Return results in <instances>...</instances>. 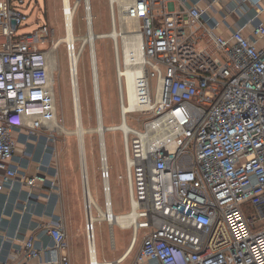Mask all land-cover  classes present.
<instances>
[{"label": "built area", "instance_id": "built-area-1", "mask_svg": "<svg viewBox=\"0 0 264 264\" xmlns=\"http://www.w3.org/2000/svg\"><path fill=\"white\" fill-rule=\"evenodd\" d=\"M67 3L69 9L62 0L60 20L72 21L63 24V43L77 121L78 66L88 44L82 36L68 38V32L75 31L81 4L91 24L92 1ZM124 11L140 22L144 53L137 77L141 104L122 113L142 124L124 130L125 174L119 175L126 179L135 216L119 220L113 210L107 154L101 153L100 166L104 207L88 201V169L82 165L90 264H101L95 262L99 221L132 229L130 247L145 230L133 264H264V0H128ZM28 22L29 14L13 0H0V192L15 182L35 187L50 173L60 200L61 170L52 148L59 122L49 116L60 62L48 44L52 39L54 48L62 37L48 23L20 32ZM87 49L98 119L103 110L97 107V53ZM119 63L118 57L117 73ZM118 78L121 109L128 102ZM16 130L24 132L26 144L46 134L39 171L32 176L13 163ZM24 153L21 160L31 157ZM41 227L51 244L38 246L31 236L0 257V264H72L62 218Z\"/></svg>", "mask_w": 264, "mask_h": 264}, {"label": "rangeland", "instance_id": "rangeland-1", "mask_svg": "<svg viewBox=\"0 0 264 264\" xmlns=\"http://www.w3.org/2000/svg\"><path fill=\"white\" fill-rule=\"evenodd\" d=\"M91 1L93 15L92 29L94 32L110 33L115 25L120 33L117 36V42L116 39L114 40L113 37L109 36L96 39L103 122L106 126L119 125L122 121V114L120 109V85L117 66L118 57L120 63H122L123 60V37L121 34L123 30H130L137 27L140 22L135 19L126 18L124 11L126 0H115V2L112 0ZM13 4L29 14V22L20 28V32L32 31L39 25L48 23L51 28L56 29V35L60 37L64 36V26L60 20L62 0H26L24 3H20L19 0H13ZM112 10H114L115 13V24L113 23L114 17ZM84 16L85 6L84 4H81L78 8L74 32L78 37H84L89 29V25ZM52 42L51 39L48 44L49 50H52ZM116 44L118 45V53H116L117 49H115ZM87 48L88 45H86V51L81 56L78 66L81 100L80 110L83 126L86 128H95L98 124V119L95 113V104L92 95L91 65ZM65 50V43L57 49H54V53L59 56L60 62L59 75L55 71L56 120L63 128H56V131L54 132L56 142L52 143V148H54L57 153L58 162L63 164V179H61V182L63 183L64 197L67 202V213L69 220H73L75 223V236L70 240H72V245L73 242H75L78 247L85 248L88 247V245L85 230V196L82 181V162L80 158L79 138L77 133H67L69 129L74 130L76 128V122L73 113L68 58ZM52 66L54 67L53 61ZM154 83L155 80H153V84ZM127 122H129L130 125H136L137 127L142 125L140 121H136L133 118H128ZM84 138L90 190L95 200L104 207V195L100 174L102 153L100 136L96 131H93L86 133ZM123 138L124 131L121 129L109 130L105 133L107 155L111 167L113 210L117 214L126 213L130 210L126 179L119 178V175L125 174ZM62 196L63 193L61 197ZM95 227L97 249L100 254L102 251H105L110 258H114L121 253V250H119L121 249V241L126 248L133 236L132 229H121L116 225H109L107 221H99L96 223ZM144 231L143 228L139 230V239L136 242L133 253L128 259H132L136 256L141 245ZM116 242L117 247L114 248Z\"/></svg>", "mask_w": 264, "mask_h": 264}, {"label": "crops", "instance_id": "crops-1", "mask_svg": "<svg viewBox=\"0 0 264 264\" xmlns=\"http://www.w3.org/2000/svg\"><path fill=\"white\" fill-rule=\"evenodd\" d=\"M223 1L228 3L231 0ZM231 21L234 22L235 18L231 17ZM14 133L18 138V146L13 163L19 164L21 170L32 176L39 171L37 160L41 156L43 148L47 143L46 134L41 133L38 137L31 138L28 144H26V135L22 130H16ZM26 145H28L27 148ZM24 152H29L31 157H26L21 160V156L25 154ZM56 164L61 170L60 179H63V164H61V162H57ZM48 177L49 180L47 182H38L35 187L26 186L21 182H15L12 185H7L4 190L0 192L1 258H6L15 250L21 248L24 241L31 236L36 238L35 242L38 246H48L51 244L50 236L42 231L41 226L55 218H62L68 232L69 240L75 236V223L73 220H69L63 183L60 180V188L63 196L58 200L56 192L59 189V184L57 185L56 183L57 187H50L53 175L48 173ZM31 192L33 194L29 195ZM90 194L93 196L92 192ZM93 199L95 200L94 197ZM71 241L72 240H70L69 253L72 264H90L87 247H78L75 242H73L72 245ZM135 245L130 249L129 243L125 248V245L121 241V249H119L121 253L114 258H110L105 251H102L100 254L98 250L97 260L100 261L101 264H106V262H113V264H133L135 257L132 259L128 258L133 253ZM116 247L117 242L114 248ZM129 249L130 251L128 252Z\"/></svg>", "mask_w": 264, "mask_h": 264}, {"label": "bare ground", "instance_id": "bare-ground-1", "mask_svg": "<svg viewBox=\"0 0 264 264\" xmlns=\"http://www.w3.org/2000/svg\"><path fill=\"white\" fill-rule=\"evenodd\" d=\"M113 2H115V0H112ZM125 1V0H124ZM122 1V2H124ZM128 0H126L125 2L127 3ZM112 2V3H113ZM121 5V4H120ZM66 8L69 9L68 7V3L66 0ZM113 11V23L115 24V13L114 10ZM90 18H92L93 20V15H92V9L91 11L88 12ZM70 17L68 16V21H66L65 24H70L72 21L71 19H69ZM130 19V18H128ZM113 27V25H112ZM75 31L69 30L68 34V38H77V35L74 33ZM120 33L118 32L116 26L114 25V27L111 29L110 33H105V32H94V30L92 29V22L89 25V29L87 34L82 38V40L84 42H86L88 44V46L93 49H95L96 51V39L97 38H104V37H113L114 40H117V36ZM122 37H123V48H122V63H119L122 65V67L119 69L118 71V77L121 76V79L124 81L125 85H124V93H125V98L128 102V104H124L123 108H121V114L124 112H128L130 110H134L138 105H140V99L138 96V88H137V77L140 75V73L143 71L144 69V53L142 50V42H141V33L139 31V25L133 29L130 30H123L122 32ZM65 36V35H64ZM63 36V37H64ZM62 39H60V43H57V45L52 48V49H57L59 46H61L63 44V42L66 40L64 37ZM115 49H117L118 53V45H116ZM78 58V56H76ZM97 57V55H96ZM76 58V59H77ZM75 59L72 58V63H75ZM97 63H98V58H97ZM125 86H126V90H125ZM127 92V93H126ZM128 96V98H127ZM80 103L76 104V108L78 111V120L76 122V128L74 130H68V134L72 133H77L78 134V138H79V148H80V155H81V162L83 165V168L85 170V167L87 165V161H86V147H85V134L88 132H93L96 131L99 136H100V145H101V150L103 152V154H107V146H106V139H105V133L109 130H116V129H121V130H126L130 124L128 121V119L126 118V115L124 116L125 118H123V114H122V121L119 125H111V126H106L103 122V114H101L100 118H98V124L95 128H86L83 126V121H82V116H81V110H80ZM53 109L49 112V116H52V118L55 120V122H58L56 120V106L55 104L52 105ZM97 107L99 109H102V103L101 101H99L97 103ZM57 127L63 128L61 127V125H59L58 123L56 124ZM65 131V130H64ZM70 132V133H69ZM87 191H88V196L87 199L90 202L95 201L93 199V196L90 194V186L87 187ZM109 213H113L112 210L108 211ZM114 215V213H113ZM135 216V212H130L128 211L127 213H121V214H117V217L119 220L122 219H132ZM114 221H115V215H114ZM134 245L132 244V246L130 247V249H132ZM130 249L128 250V252L130 251ZM127 252V253H128ZM97 263H100V261H95ZM106 264H111V262H106Z\"/></svg>", "mask_w": 264, "mask_h": 264}, {"label": "water", "instance_id": "water-1", "mask_svg": "<svg viewBox=\"0 0 264 264\" xmlns=\"http://www.w3.org/2000/svg\"><path fill=\"white\" fill-rule=\"evenodd\" d=\"M116 42H117V40H116ZM117 45V44H116Z\"/></svg>", "mask_w": 264, "mask_h": 264}]
</instances>
